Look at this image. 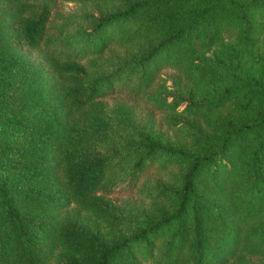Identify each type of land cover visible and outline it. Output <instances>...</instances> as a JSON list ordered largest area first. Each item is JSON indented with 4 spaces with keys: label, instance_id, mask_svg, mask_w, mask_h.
<instances>
[{
    "label": "trees",
    "instance_id": "16d2710c",
    "mask_svg": "<svg viewBox=\"0 0 264 264\" xmlns=\"http://www.w3.org/2000/svg\"><path fill=\"white\" fill-rule=\"evenodd\" d=\"M88 1L0 0V264H264V56L210 52L234 29L252 44L264 0L62 8ZM117 46L133 58L103 73ZM164 67L182 98L157 107L187 130L171 143L106 100ZM157 161L179 170L138 187ZM138 190L141 213L120 202Z\"/></svg>",
    "mask_w": 264,
    "mask_h": 264
},
{
    "label": "rangeland",
    "instance_id": "374dc122",
    "mask_svg": "<svg viewBox=\"0 0 264 264\" xmlns=\"http://www.w3.org/2000/svg\"><path fill=\"white\" fill-rule=\"evenodd\" d=\"M122 6L123 0H95L88 1L84 4L68 2L62 8L65 11H73L76 13H82L84 11L99 13L101 10L102 14H106ZM260 22L262 23L260 26L261 29L257 30L255 40L252 44L243 45L239 43L236 40V29H234L224 38L221 45L213 47L210 52L214 54H228L235 47L237 50L236 56H234L235 58H240L245 66H249L253 70L259 69L261 59L264 56V17H261ZM34 54L37 55L38 52H34ZM106 55L109 57L110 64H108L107 69L102 71L103 73L110 72L119 62L129 61L133 58L132 52H129L124 46H117L109 50ZM172 72L171 68H162L153 88L138 99L134 98L127 90L117 91L108 95L106 97L108 108L111 109L113 105H118L120 101L129 102L135 108V125L131 128L135 135H137L139 129L144 127L147 131L152 130L160 135L162 143L181 141L185 138L187 130L182 125H179L180 122H173L172 119L178 117V119L184 121L185 114H179L178 112L175 114L171 109L157 107L158 100L163 97H166L168 101H171L174 95L182 98L181 85L175 84ZM183 105L184 103L180 102L177 105V110L180 111ZM136 139L138 140L137 137ZM159 163L160 161H157L155 166H152L146 171L145 177L138 187H141L142 184L144 187L154 186L164 178L167 179V177L175 175L179 170V166L176 163H173L168 168L161 167ZM121 198L123 199L120 202L127 209L130 207L137 208L138 213H141L150 204V198L145 195L144 191L140 190L130 195H124Z\"/></svg>",
    "mask_w": 264,
    "mask_h": 264
}]
</instances>
